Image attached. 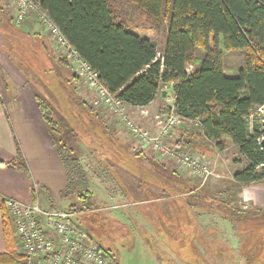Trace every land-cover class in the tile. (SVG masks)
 Instances as JSON below:
<instances>
[{
  "label": "trees",
  "instance_id": "1",
  "mask_svg": "<svg viewBox=\"0 0 264 264\" xmlns=\"http://www.w3.org/2000/svg\"><path fill=\"white\" fill-rule=\"evenodd\" d=\"M35 1L99 72L112 93L125 103L142 107L153 102L165 85H172L174 108L168 110L197 122L201 135L212 141L218 151H224L231 143L246 159L247 164L235 172L234 180L244 185L264 181V149L258 140L264 136V130L261 125L250 129L247 122L255 108L264 105V0H125L156 26L164 19L168 21L161 54L149 37L136 33L123 19L115 5L117 0ZM8 21L12 25L13 20ZM232 50L243 51L245 61L238 74L228 76L224 53ZM189 65L193 69L189 70ZM68 80L69 77L67 83ZM74 81L72 78L71 83ZM53 98L59 103L67 101L64 95L62 100ZM37 100L66 167L67 185L62 197L75 195L80 210H96L98 205L86 171L63 139L62 123L52 112L54 105L39 96ZM92 115L96 120L101 119L97 112ZM85 119L90 143L96 140L93 135L97 134V131L94 134L97 128L102 134L107 133L104 123H96L88 115ZM85 126L82 129L78 122L80 140L83 135L86 137L85 132L89 134ZM176 145L185 146L181 141ZM0 164L25 167L15 161H0ZM205 200L210 210L230 220L264 221V211L232 209L217 197L209 196ZM73 207L71 204L70 209ZM4 232L7 251L0 254V264H24L25 257L17 252L6 218Z\"/></svg>",
  "mask_w": 264,
  "mask_h": 264
},
{
  "label": "rangeland",
  "instance_id": "2",
  "mask_svg": "<svg viewBox=\"0 0 264 264\" xmlns=\"http://www.w3.org/2000/svg\"><path fill=\"white\" fill-rule=\"evenodd\" d=\"M115 5L123 19L129 22L132 28L135 29L134 31L149 37L157 45V50L159 54H161L165 47L168 21L164 19L159 26H156L153 20L143 16L136 7L127 1L117 0ZM12 12V14L5 16V21L0 23V64L2 65L0 66V100L6 99L4 95L5 84L3 82H5L11 74L16 81L21 83L27 81L28 85L32 86L37 96L44 99L47 103L49 100L54 101L58 109L54 105L52 106V112L54 117L62 123L63 139L72 147V155L79 159L86 171L90 189L93 194H95L94 202L96 201L97 205H99L98 207L105 208L96 213H93V211H82L80 210L78 198L72 195L67 201L68 204L73 202L71 203L74 204L72 209H70V205L68 204L58 206L59 208L56 209H62L61 207H63L67 211L70 210L79 213V222L83 223L97 242L108 251L109 264H206V259L204 257L207 255H199L192 243L188 242L183 245V249L181 250L178 249V245H173L172 240H174V238L177 239L176 242L181 243L188 240L187 235L183 234L186 230L183 222H180V226L178 225L179 227H175L176 215L174 213H162L161 217L158 219L151 211V207L155 205L141 202V200L145 198H151L154 193H150L151 195H149V191L148 193L144 191L145 196L141 197L142 194L140 190H136L135 186V198H125V196L120 197L118 195L111 199V197L108 196L111 191L116 190L121 192L122 190L119 186L121 188L125 186L133 190L132 187L136 185L135 182H137L134 179H138L137 174H142L144 178V176L147 177L146 173L155 174V172H153L154 170L161 171V169L156 168L155 165L150 167L151 163L147 164L142 162V165L141 159L137 160L135 156L142 155L144 158L148 157L149 162H152L158 161L156 157H159V155L152 149L142 148L141 145L131 137L118 115L117 117L111 112H106L102 110V108H98L101 106L96 107L92 100L90 102V100L85 98L84 101L79 95H75L80 89H83L87 93L88 91L86 90H88V88L75 74L70 64L63 57L61 51L55 46L56 44L53 42L52 38L41 29L45 33L42 40L48 44L46 51L42 50V40L36 39L26 32H22V27L16 26L13 22V28H11L12 25L8 20H13V14L16 13V9ZM30 16L26 21L30 18L33 19V25H35V27L37 26L38 29L40 26L39 21L34 15L33 17ZM224 56L226 73L238 74L244 66V52L239 50L225 51ZM188 68L189 70L193 69V65H189ZM68 77L70 78L68 83H71L72 78L75 80L69 86L67 83ZM60 89L62 92H60ZM63 95L67 98V101L64 103H59L53 98L55 96L62 100ZM81 101L84 102L85 105ZM172 105L173 101L170 98L165 112L171 114L173 111L171 110L173 109L171 108ZM88 107L92 111H90ZM168 108L171 109L168 110ZM36 110L41 112L40 107L36 108ZM95 112L99 114L102 121L101 119H95L96 116L92 115ZM256 113V110L252 112V115H254L252 119L257 117ZM87 115L89 119L91 118V120H94L96 123L98 121L102 125L104 123L106 129L108 128L106 130L107 135L102 134L99 128L94 130V134L96 131L97 134L93 135L96 140L92 141V143H90L91 141L89 140L91 139V134L87 125L88 121L85 126V118ZM63 116L67 117L68 120L62 118ZM66 122L69 128L66 127L67 125H64ZM78 122H80L82 129L85 126V129L89 131V134L85 132L87 138L83 135L82 141L88 148L93 150L92 155L95 154L96 157L89 154L90 149L87 151L85 148L80 147L82 143L80 140L82 132L77 127ZM114 124H116V127L113 129L111 125ZM46 125L52 133L49 124ZM252 125H255V121H253ZM193 131L195 133L194 136H198L194 127ZM76 139L80 140L77 144L75 143ZM183 144L185 145V143ZM207 145L197 142L198 149H201L202 153L204 152L202 156H206L205 161L210 163L214 171V175L211 176L212 179L210 178L211 181L209 179L205 183H203L192 170L180 165L177 160L173 158H164L160 160L165 162L163 167L164 173L166 174L165 184L167 187L164 191L161 189L157 190L158 197L163 198L160 201L162 203L172 201L170 197L176 195L179 197L180 202L187 199L186 203L189 202L194 207H197L198 214H203L205 213L204 207L210 209V205L207 204L205 199L211 196L214 198L217 197L219 201L224 202L232 209L235 208L240 211L242 207H245V211H254L255 206L251 198H253L252 196L258 187H251L248 189L245 193L244 200H242L240 195H233L236 187L232 185V177L236 171L247 164L244 156L240 154L238 148L231 143L227 144L224 151H218L217 148L215 150L214 144L212 143H208ZM186 146L187 145L184 147L186 148ZM188 152L191 153L190 151ZM211 159H213V163ZM172 160L175 162H172ZM168 173H177L184 178L186 182L184 184L182 182L181 184L183 185L181 186H177L171 181L167 182V177H170ZM154 174L153 177L157 179ZM114 178H116L117 181H115ZM175 180H177V178H175ZM158 181L162 182V178H158ZM150 186L151 184H148V190ZM201 186L202 190L200 191L194 189L195 187L200 188ZM126 200L135 201L137 204L133 208H127L125 205H117ZM115 205H117V207L113 208ZM133 212H136V214H133ZM117 214H125L127 216L125 225L123 224L120 226L115 221V218L112 217ZM4 216L14 231L13 224L5 212ZM139 216H141V219ZM249 226L251 231L253 229L252 225L250 224ZM13 235L16 243H19L16 233L14 234L13 232ZM251 239L248 238L246 240L245 248L238 251L233 248L227 255L216 256L213 262L218 263L220 260L223 264H264L263 247L261 249L262 255H250V253H248L250 247L252 249L254 245ZM217 249L218 252L221 251L220 244L217 245ZM21 254L23 255V253Z\"/></svg>",
  "mask_w": 264,
  "mask_h": 264
},
{
  "label": "crops",
  "instance_id": "3",
  "mask_svg": "<svg viewBox=\"0 0 264 264\" xmlns=\"http://www.w3.org/2000/svg\"><path fill=\"white\" fill-rule=\"evenodd\" d=\"M15 9L16 5L10 0H0V23L5 21V15L12 14V11ZM30 17H33V15ZM32 20L33 19L30 18L28 21H25L21 26V31L26 32L29 35L31 34L36 39L42 40L43 35H45V31H42L43 29L41 25L37 29V26L35 27V25H33ZM41 47L46 51L48 44L42 40ZM0 66L2 65L0 64ZM227 75L232 76L236 74L228 73ZM25 82L21 83L14 80V77L10 74L6 81L3 82L5 84L4 95L6 99L0 100V161H15V163H23V165H25L24 168H20L17 165L10 166L6 164H0V254L7 251L4 232V219L6 217L4 216L3 209V201L6 198L16 199L23 203H32L37 201L44 209L59 208L58 206L68 204L67 201L70 199L69 197L64 198L61 195L62 191L67 185V172L64 161L60 155V152L58 151V146L55 144L51 132L46 127L47 123L42 117L41 112L36 110V108L39 107L37 103L38 100L36 99L37 94L34 92L32 86H29L27 81ZM86 91L88 92L86 93L83 89H80L79 92H76V94L79 95L80 98H83L84 101L85 98L90 100V102L92 100L96 107L101 106L98 108H102V110L111 112L117 116V114L114 113L110 107L101 105L98 102L93 91L89 89ZM170 98L173 101L171 108H174V92L172 85L168 84L164 86L161 94L149 105L141 107L126 103L125 107L128 115L133 120L146 129L156 133L159 129L158 123L160 118L168 114L165 112V107L168 105ZM50 101L53 105H56L53 100ZM67 124L68 123L66 122L64 125L66 126ZM68 126L69 125L66 127L69 128ZM111 127L114 129L116 124L111 125ZM193 127L198 133V136H194L195 133L193 131ZM201 134L202 131L199 124L195 121L186 119L183 121L182 125L175 129V131L167 138V141L171 145H176V143L181 141L182 144L185 143L187 146L185 148L178 145L180 148L187 152L190 151L191 153L188 152L189 154L195 156L198 155L205 160L206 156H202L204 152L202 153L201 149H198L197 142H200V144L204 145H207L208 143H214L203 137ZM79 141V139H76L75 143L77 144ZM81 142L82 143L80 147L85 148L87 151L90 149L89 154L92 155L93 150L88 148L82 140ZM142 148L149 149L145 147ZM214 149L216 150V147ZM92 156L96 157L95 154ZM135 157H137V160L141 159V164L142 162L147 164L151 163L149 162L148 157L144 158L142 155ZM156 158L158 161H152L154 164H150V167L156 163V168H160L161 171H158L157 169V171H155L153 169L155 174L146 173L147 177L144 176V178L142 177V174L136 173L138 179H134L137 182H135L136 185L132 187L133 190L125 186H122V189L119 186V188L122 190L121 192L116 190L111 191L109 192L108 196H110L111 199L117 197L118 195L120 197L125 196V198H135V186L136 190H140L142 194L141 197L145 196L144 191L147 193L149 191V195H151L150 193H154L151 198H145L141 200V202L154 204L155 206L151 207V211L158 219L161 217L162 213H174L176 215L175 227H179L180 222H183V225L186 228L183 234L187 235L188 240H185L181 243L176 242L177 239L174 238V240H172L173 245H178V249L181 250L183 249V245L187 244L188 242L192 243L199 255H207L204 257L206 259V264H223L220 262V260L218 263H215L213 262V259L218 255H227L228 252H230L233 248H235L234 250L237 251L245 248L246 240L248 238L251 239V236V240L253 241L254 245L252 249L250 247L248 253H250V255H262L261 249L262 247L264 249L263 220H230L219 213L213 212L207 207H204L205 213L198 214L197 207H194L189 202L186 203L187 199L180 202L179 197L176 195L170 197V199L172 198V201L162 203L160 200L163 198L158 197L157 190L161 189L164 191V189L167 188L165 184L166 174L164 173L163 167L165 162L160 161L163 160V158ZM211 161L213 163V159H211ZM172 162L175 161L172 160ZM153 174L157 179L153 177ZM168 174L170 177H167V182L171 181L177 186H181L186 182L185 179L177 173ZM212 175H214V171ZM158 178H162V182L158 181ZM175 178H177V180H175ZM114 180L117 181L116 178H114ZM182 182L183 184H181ZM232 182V185L237 188H235V190L233 189V195H240L242 200L245 199V193L248 189L251 187H258L252 196L253 198H251L253 200V205L255 206V209L252 212L264 211V181L255 184L244 185L236 182L233 175ZM148 184H151L149 190ZM202 186L200 188L195 187L194 189L200 191L202 190ZM71 203L68 205H71ZM136 204L137 202L135 201L126 200L117 205H125L127 208H133L136 206ZM117 205L113 206V208L117 207ZM61 208L62 209L57 210H65V208ZM104 209L105 208L103 207H98L93 211V213ZM241 210L245 211L246 208L242 207ZM133 214H136V212H133ZM117 215H113L112 217L115 218V221L120 226L123 224L125 225L127 216L125 214V216L122 214ZM139 217L141 219V216ZM250 224L253 228L251 231L249 229ZM83 226L87 228L84 224ZM13 232L15 234V231ZM219 244L221 246V251L218 252L217 245ZM17 250L18 252L23 253L19 243H17Z\"/></svg>",
  "mask_w": 264,
  "mask_h": 264
},
{
  "label": "built area",
  "instance_id": "4",
  "mask_svg": "<svg viewBox=\"0 0 264 264\" xmlns=\"http://www.w3.org/2000/svg\"><path fill=\"white\" fill-rule=\"evenodd\" d=\"M16 5L13 23L21 27L30 15H34L42 29L52 38L58 50L70 64L84 85L93 91L101 105L110 107L123 121L131 137L142 147L152 149L161 158H173L183 167L207 182L213 174L208 161L191 155L177 145L168 143L167 138L185 120L172 112L162 116L156 133L146 129L129 115L125 102L112 93L107 84L78 50L70 43L58 25L35 0H10ZM257 117H248L250 129L264 122V105L255 108ZM262 136L259 141L262 140ZM3 209L13 224L19 240L24 264H109V253L79 222V213L67 210L44 209L39 202L23 203L6 198Z\"/></svg>",
  "mask_w": 264,
  "mask_h": 264
},
{
  "label": "water",
  "instance_id": "5",
  "mask_svg": "<svg viewBox=\"0 0 264 264\" xmlns=\"http://www.w3.org/2000/svg\"><path fill=\"white\" fill-rule=\"evenodd\" d=\"M263 130H264V122H263ZM260 145H261L262 148L264 149V137H263L262 140L260 141Z\"/></svg>",
  "mask_w": 264,
  "mask_h": 264
}]
</instances>
